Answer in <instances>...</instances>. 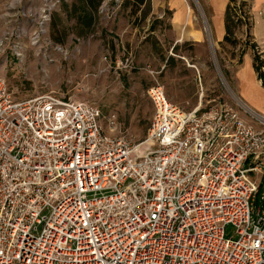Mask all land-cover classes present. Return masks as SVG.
Here are the masks:
<instances>
[{"label":"built area","instance_id":"built-area-1","mask_svg":"<svg viewBox=\"0 0 264 264\" xmlns=\"http://www.w3.org/2000/svg\"><path fill=\"white\" fill-rule=\"evenodd\" d=\"M148 96L131 143L88 100L0 76V264H264V113Z\"/></svg>","mask_w":264,"mask_h":264},{"label":"rangeland","instance_id":"rangeland-1","mask_svg":"<svg viewBox=\"0 0 264 264\" xmlns=\"http://www.w3.org/2000/svg\"><path fill=\"white\" fill-rule=\"evenodd\" d=\"M73 1L0 0V76L16 99L55 92L88 100L102 110L104 134L131 143L147 135L154 113L148 89L157 83L185 111L244 100L243 87L260 101L247 103L264 113L254 67L264 60V43L253 33L252 0L235 44L218 39L211 0H180L188 11L180 24L171 0L159 10L151 5L145 17L146 8L104 0L84 37L64 12Z\"/></svg>","mask_w":264,"mask_h":264},{"label":"trees","instance_id":"trees-1","mask_svg":"<svg viewBox=\"0 0 264 264\" xmlns=\"http://www.w3.org/2000/svg\"><path fill=\"white\" fill-rule=\"evenodd\" d=\"M104 0H74L72 3L64 2L63 8L68 19H74L75 24L73 31L80 37H84L93 32L98 21L99 8ZM249 0H229L225 13V35L224 42L235 44L237 41L236 30L239 29L244 20L246 23L249 19L247 6ZM126 3L131 4L136 9L146 8L144 17L151 10V0H126ZM256 44H254V48ZM256 59L259 56L255 55ZM255 59V60H256ZM255 61L254 67L264 83V72L262 71V62Z\"/></svg>","mask_w":264,"mask_h":264},{"label":"crops","instance_id":"crops-1","mask_svg":"<svg viewBox=\"0 0 264 264\" xmlns=\"http://www.w3.org/2000/svg\"><path fill=\"white\" fill-rule=\"evenodd\" d=\"M152 1V6L154 8H159L162 5L163 0H151ZM172 1V6L176 11V24H180L184 16H186L187 9L183 4H180V0H171ZM212 4V20L214 22V27L215 31L216 29L218 30V33L216 32L218 39L223 40L224 35H225V13H226V8L229 3V0H211ZM253 4V9H254V18H255V24H254V29L253 33L256 37V39L264 43V17L260 13V9L262 8V5L264 4V0H252ZM217 26V27H216ZM264 90V87L262 88ZM243 98L246 102H254V103H259L260 101L254 96V93L252 94L251 92L248 91V89L241 88L240 89ZM249 103V102H248Z\"/></svg>","mask_w":264,"mask_h":264}]
</instances>
